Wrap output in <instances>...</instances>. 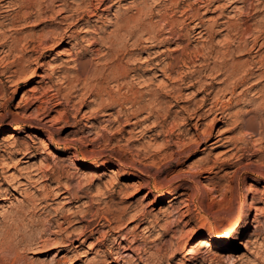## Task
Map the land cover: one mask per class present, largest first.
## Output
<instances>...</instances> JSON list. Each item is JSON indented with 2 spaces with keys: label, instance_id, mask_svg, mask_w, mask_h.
I'll use <instances>...</instances> for the list:
<instances>
[{
  "label": "rangeland",
  "instance_id": "rangeland-1",
  "mask_svg": "<svg viewBox=\"0 0 264 264\" xmlns=\"http://www.w3.org/2000/svg\"><path fill=\"white\" fill-rule=\"evenodd\" d=\"M5 1L11 5L8 15L15 18L17 29L7 33L15 39L8 41L15 47L12 52L9 46L4 52L0 48V176L9 189L12 177L19 178L23 186L20 190L11 187V192L4 195L8 199L0 201V264H57L60 258L58 264H70L68 260L73 264H126L112 258L108 263L101 257L99 250L110 246L121 250L126 246L127 264H264V70L253 68V74L235 94L231 84L235 80L221 83L225 77L217 74L204 77L202 87L174 85L160 72L181 54L176 45L179 40L164 41L169 26L163 25L156 13L159 9L165 13V0H116L114 5L107 2L106 9L91 17L80 34L84 37L81 48L76 47V39H69L37 60L25 50L28 42L55 28L56 18L71 13L58 14L56 7L39 21L25 23L21 20L25 6L38 2L32 9L36 12L39 5L45 6L51 0ZM5 1L0 0V5ZM73 1L68 0L76 7L75 3L82 0ZM243 1L215 0L204 15L211 21L224 16L220 22L236 23L231 33L221 26L224 31L213 42L218 53L211 61L214 64L226 60L232 65L252 56L254 61L264 57V50L258 54L229 52L227 43L240 38V43L247 42L250 49L254 39L251 35L264 23V3L255 1L257 13L249 20ZM138 8L147 12L142 24L151 27L152 23L161 30L157 41L146 42L149 36L141 32L132 39L125 35L122 27L138 14ZM171 14L167 12L169 19ZM136 23L132 21L128 26L136 28ZM118 35L125 37L126 50L103 56L102 51L107 52L105 42ZM223 38L229 42L223 43ZM94 41L96 45L90 46ZM183 42L184 46L191 43V50L205 45L193 40ZM157 51L163 55L149 65L148 53ZM178 68L177 72L184 71ZM13 71L14 77L7 78ZM240 75L245 77V71ZM173 85L178 97L171 103L165 100L163 107L164 112H175L172 117L178 112L175 124L183 136L179 143L171 138V148L160 154L152 151L153 156L147 157L150 143L153 148L164 146L167 139H153L155 131L149 124L154 119L144 122L145 113L138 116V127L124 114L143 106L141 102L131 108L132 102L140 101L146 92H167ZM94 86L100 91L98 97L91 94ZM200 88L204 92L196 95ZM205 89L212 92L211 97L217 94L220 98L218 109L187 123L181 108L191 112ZM55 93L56 99L48 98ZM112 98L122 101V105L112 103ZM168 122L166 133L173 127V120ZM222 131L226 139L217 147L204 143V139L197 140L203 133ZM42 140L49 142L52 150L44 152ZM229 156L230 165L214 168L215 161ZM119 214L121 223L113 224L124 229L119 234L109 232L108 227L92 230L95 224L85 228L91 219L102 224L103 216L114 220ZM71 232L75 236L73 251L67 252L61 241ZM101 232H107L109 238ZM134 232L139 238L130 244ZM230 233L234 238L216 241ZM207 238L217 245L201 250L189 262L187 252L199 248Z\"/></svg>",
  "mask_w": 264,
  "mask_h": 264
},
{
  "label": "bare ground",
  "instance_id": "bare-ground-1",
  "mask_svg": "<svg viewBox=\"0 0 264 264\" xmlns=\"http://www.w3.org/2000/svg\"><path fill=\"white\" fill-rule=\"evenodd\" d=\"M3 1H5V0H3ZM165 1L168 2V5L163 4L164 5L163 9H164L165 13L164 14L162 13V11H163L162 9L161 10L159 9L156 13V14H158V16H160V18H161L160 21H164L163 25L169 26V30L167 31L168 35L164 39V41L167 43H172L173 41L176 42L177 40H179L180 42L176 43V45L178 47L177 50H181V54L179 56H177L176 58H174L173 62H169L164 67H161L160 72H162L170 82L173 81L174 85L176 83V85L178 84V86H181V84H185V85H187L188 88H195L197 86L202 87L201 83H202V80L204 77L214 76L215 74H217L216 77L221 76V75L225 77L223 79V81H221V83H228L230 81L235 80L233 83H231V84H233L232 85V94H235L239 85L240 84L243 85V83H245L248 80V76L253 74V72H252L253 68H258V70H264V57H262L260 59L256 58L257 61L256 60L254 61V57L252 56L250 58V60H246L244 62L238 61V62L233 63L232 65H229L226 62V60L222 61V62L219 61L220 62L219 64H217V63L214 64L213 62H211V61H213V59L217 58L214 56V54L217 53V51L215 49V44L213 43L214 40L216 39V37H218L221 34L220 32L224 31V30L229 31L228 33H231V31L236 26V23L234 24V22H231V21L220 22L219 19H221L224 16H221V17L219 16L218 19L217 18L215 20L212 19V21H211V19L204 18V15H206V13L209 12V9L213 8V6H214L213 2L215 0H165ZM255 1H257L258 3L259 2L264 3V0H244L243 1V4H244L243 7L245 9L248 8V12L246 11V14H247V17L249 20H251L252 17L257 13V11L255 10L256 7H254ZM107 2H110L113 5L118 3L116 0H82L80 3L76 2L77 3L76 4L75 0H74L73 3H75V5H76V7H75V6H71L70 3L68 2V0H51L45 6L39 5V8H37V10L35 12V11H32V9L34 10V8L36 7V3H38V2H36V3L31 2V5L24 7L26 12H23V18L21 20L25 23H30V21H32L33 19L39 21V19H41L43 17L42 16L43 14L48 12V10H50V9L51 10L55 9L56 7L58 8V11H57L58 14L59 13H61V14L67 13V12H69L71 14L66 15L62 18H56L55 21H57V22H54L56 27L55 28L53 27L52 30H49L46 34L37 38L36 41L31 40L30 42H28L29 46L26 47L25 50L28 52V54L32 53L31 55H33V56L36 55V59L39 60V59H42L44 57V54L47 51L51 50L54 47H58V46L63 45L65 43V41H67L69 39H76V41H77L76 47L81 48V44L84 41V37H81L80 34L83 33L85 28L90 24L91 17L95 16L98 11H100L102 9L103 10L106 9L105 5ZM249 3H251V5ZM253 4H254V6H253ZM103 6H104V8H102ZM248 6H250V7H248ZM243 10H242V12L240 11L241 14H243L245 12V11L243 12ZM10 11H11V5L9 2L5 1L4 4L0 5V48H2L1 50L3 52L5 51L4 49L7 46H9L8 51H11V52L15 48L14 46L9 45V43H8V41L10 40V38H12V36H8L7 33L11 32V31H15L17 29L15 26V23H16L15 18H11L10 15H8V13ZM152 11L153 10H149V13H152ZM168 11L172 12V14H171L172 19H169L170 16L167 15ZM202 11H204V12H202ZM137 12H138V14L136 16L130 17L128 19V22H125L126 25L122 27V29L125 30V32L127 33L125 35H128V37H130L132 39L139 32H141V33H144L145 35L149 36V38H147V40L145 39L146 42L151 41V43H152V42L157 41L159 39V37L161 36V32H160L161 30L160 31L156 30L154 24H152V23L150 25L151 27H147L148 25L145 26L144 24H142V21H141L142 17L147 15V12L143 8H138ZM177 14H179L178 18L174 19V16H176ZM125 21H127V20H125ZM132 21H134V22L137 21V23H136L137 26H135L136 28H130L128 26L130 22L132 23ZM246 22H248V20ZM33 25L36 26L37 23L33 24ZM179 26H180V28L177 29ZM221 26L225 27V28H223L224 30H220L222 28ZM77 29H81V30L78 31ZM235 31H236V29H235ZM257 31L258 32L255 35L254 34L251 35L252 37H254V39L252 42V47L250 49L248 48L247 42L241 40L242 42H245V43L243 45H242V42L240 43V41H239L241 39L240 38L239 40H234V41L232 40V42H230L229 44L227 43L229 52L234 54L235 51H241V52L247 51L250 54L251 53L258 54L259 52L263 51L264 50V23H262L260 25L259 30H257ZM12 39L15 40L14 38H12ZM139 39L140 38H138L136 40L135 44H137L139 42ZM223 39H224L223 43L229 42L227 40L228 39L230 40V37H228L227 40H226V38H223ZM185 40H188V41L193 40V41L197 42V44H205V45H202L201 48H196L194 46V48H193L194 50H191L190 49L191 43L188 46L183 45V43H184L183 41H185ZM237 41H239V42H237ZM18 43H19V41H18ZM31 43H34V44H31ZM96 43L97 42L94 41L90 44V46H94V45H96ZM219 43H221V42H219V40H218V44ZM237 43H239L238 46L233 45V44L237 45ZM207 44H210V46H208ZM126 47H127V44L125 43V37H123L122 35H118L112 39H109V41L105 42V49L107 50V52L104 54V51H105L104 50V51H102L103 53L102 52L101 53L103 54V56L113 55V54L115 55V53L118 51V49H119V51L122 49L126 50ZM232 48H234V49H232ZM173 51H175V50H173ZM92 52L95 53V50H92ZM120 52H122V51H120ZM94 53H92V54H94ZM221 54H223V52H221ZM120 55H122V54H120ZM162 55H163V52H158V51L157 52H150V53H148V56L146 58V62L149 65H153L154 62L157 59H159ZM31 59H34V58L31 57L30 60ZM218 59H219V57H218ZM212 63L214 64V66H211ZM155 65L157 66L158 64L156 63ZM177 67H179L178 69H180V68L184 69V71L177 72L176 71ZM246 67L247 68L251 67V68L243 70V68L245 69ZM24 71H26V70H24ZM241 71H245V73H246L245 77H243V75L241 78L239 77ZM97 72H96V70H94L93 74H97ZM13 73H14V71L11 72V75L7 76V78L14 77ZM28 73L33 74L34 72H28ZM86 73H88V72H86ZM127 73H128V70H125L124 75H126ZM175 74H178V76H174ZM237 77H239V79H237ZM20 81H22V80H20ZM174 85L172 88H168V90L169 89L170 90L169 91L167 90V92L165 90H161V89H159L158 92H156V91L155 92L154 91L153 92L152 91L146 92L145 95L140 96V99H141L140 101L132 102L133 104H132L131 108H133L136 103H141V102L142 103L144 102L143 106H139L134 110L131 109L130 111L125 112V114H124L126 116V120L130 121V123L132 125H135L138 127L139 123L141 122V120L138 119V116L141 113H145L144 122L151 121L152 119H154L149 124L151 126V128L154 129V131H155L153 139H155V140H159L160 138H164V139L166 138L167 139V142H166L167 144H165L164 146H156L155 148H153L154 146H152L150 143L149 144L150 147L147 148V150H146L147 157L153 156L152 151H154L155 154H160L163 151L171 148V144H170L171 138H173V137L176 138V143H179L181 141V137L183 136V132L180 131L178 124H175V122L178 120V112H177V115L175 117H172V114H174L175 112H172L171 110H166V112H164V107H163V105L165 104V102H164L165 100H167L166 103L167 102L171 103L173 100L177 99L178 96L176 94L178 92V89ZM94 87L96 88V86H94ZM200 89H202V88H200ZM205 90H206V92H205L204 96L201 99H199L198 101H195L193 103V105H195V108H193L191 110V112L187 107L181 108L182 113H185L187 115V117H186L187 123H190L194 118H198L200 120L204 117V115L207 114V112H213L214 109H216V108L218 109L217 105L220 101L219 100L220 98L217 96V94L215 96L211 97L212 92L211 91L207 92V89H205ZM91 92H92L91 93L92 95L94 94L97 97L100 96V93H99L100 91H98L97 88L92 90ZM202 92H204L203 89L200 91H197L196 95H198L199 93H202ZM131 93H133V92H131ZM122 97H124V96H122ZM48 98L49 99H56V93L48 96ZM111 101H112V103L116 102L117 104L122 105V101H119V100L117 101V99L112 98ZM45 102H47V101H45ZM175 105L178 106V103L176 102ZM222 108L223 107H220V109H222ZM169 119L173 120V123H172L173 127L169 133L167 132L168 133L167 134L165 131V128H167L168 125H170V122H168ZM177 128H178L179 132L176 134ZM224 133H225L224 131L218 132L216 134H207V133L205 134V133H203L202 135L197 136V140H198V142H201V140L204 139V143H208V145H212L214 147H217L218 145H220V143H222L226 139L224 137ZM191 146H193V145H191ZM40 147L43 149L44 152L52 150V145L49 142H47L46 140L41 141ZM191 148H193V147H190L189 149H191ZM231 157L232 156L224 157V160H221L222 158L218 159L217 161H215L216 166L214 168H217L218 166H224L225 163L230 165L231 159H232ZM207 163L209 164V163H211V161L208 160ZM30 172H32V171H30ZM30 180H31V177H29V175L27 174L26 181L28 183H30ZM0 181H2L0 183V201L4 200L6 198L8 199V196L4 197V195L6 193L11 192V190H10L11 187L14 190H20L21 187L23 186V182H21V180L19 178H13L12 177V180L9 183L10 189L7 188V186H4L5 181L3 180V177H1V176H0ZM27 197H28V201H30V202H32L34 199L32 196H27ZM30 197H32L33 199H31ZM23 209H25V208L23 207ZM31 211H34V210H31ZM120 211L123 214L125 210L122 209ZM25 212H26V210H25ZM17 214H18V212H16V215ZM120 214L117 215L116 218H114V220L113 219L111 220L108 217L102 215L103 216L102 220H104V223H102V224L100 223V220L97 222L96 220L92 221V219H91V221H87V226L85 228L88 229L92 225L95 224V227H93L92 230H96L95 229L96 226L108 227L109 232H113L114 235L119 234V233L123 232L124 229L114 227L113 224L114 223H121L122 216ZM85 217H86V215H85ZM65 222H67V221H65ZM58 225H60V224H58ZM115 229H119V230H115ZM135 229H140V227H137ZM96 231H99V229ZM107 232L106 233L101 232V233L103 235H107ZM111 235H113V234H111ZM111 235H110V237H111ZM132 236H133V240L130 241V244L136 242L139 238L138 234L136 232H134ZM107 238H109V235L106 236V239ZM232 238H234L233 234L230 233V234L226 235V237H218L216 239V241L218 243H223L226 240H229ZM40 239H42V238H40ZM74 240H75L74 233L71 232L70 234H68V236H66L62 239L61 246L66 247L67 252H72L73 248H71V246H72ZM125 240L129 241V237H125ZM120 244L122 245L123 243H120ZM215 245H217V244L214 242V240L212 238H207V239L201 241L199 244V248H197V249L191 248L187 252L188 261L189 262L194 261L196 259V257L199 255L201 250L206 249V248L209 249ZM100 247L102 248L103 244ZM124 249H126V246L123 248V250H121L120 247L117 248L115 246H110V247L105 248V250L101 249L99 251L102 253L101 257L104 260H107L108 263H112V261L110 260L112 258L114 261H118V262L123 261L124 263L127 264L128 260H126V257L128 256V254H125ZM60 261H61V258L56 261L57 264L60 263ZM68 263L73 264V261L68 260ZM144 264H146V263H144Z\"/></svg>",
  "mask_w": 264,
  "mask_h": 264
}]
</instances>
